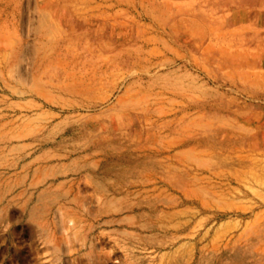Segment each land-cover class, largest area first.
I'll list each match as a JSON object with an SVG mask.
<instances>
[{"label": "rangeland", "instance_id": "374dc122", "mask_svg": "<svg viewBox=\"0 0 264 264\" xmlns=\"http://www.w3.org/2000/svg\"><path fill=\"white\" fill-rule=\"evenodd\" d=\"M0 264H264V0H0Z\"/></svg>", "mask_w": 264, "mask_h": 264}]
</instances>
